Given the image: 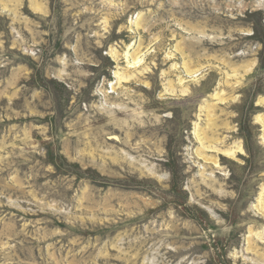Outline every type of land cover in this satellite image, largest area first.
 Listing matches in <instances>:
<instances>
[{"label": "rangeland", "instance_id": "1", "mask_svg": "<svg viewBox=\"0 0 264 264\" xmlns=\"http://www.w3.org/2000/svg\"><path fill=\"white\" fill-rule=\"evenodd\" d=\"M0 264H264V0H0Z\"/></svg>", "mask_w": 264, "mask_h": 264}, {"label": "bare ground", "instance_id": "2", "mask_svg": "<svg viewBox=\"0 0 264 264\" xmlns=\"http://www.w3.org/2000/svg\"><path fill=\"white\" fill-rule=\"evenodd\" d=\"M141 62V60L140 59H134V62H133V65L135 66V65H138L139 63ZM132 77H131V75H126V76H124V75H120V80H129V79H131ZM209 148H212V147H209ZM237 150L238 151H236V150H233V149H231V150H229V151H224V154L225 155H227V156H230V157H234V155L236 154V153H239V151H241V147H237Z\"/></svg>", "mask_w": 264, "mask_h": 264}]
</instances>
